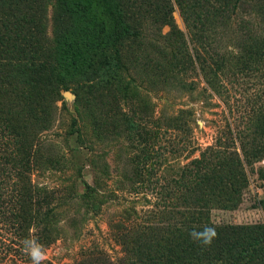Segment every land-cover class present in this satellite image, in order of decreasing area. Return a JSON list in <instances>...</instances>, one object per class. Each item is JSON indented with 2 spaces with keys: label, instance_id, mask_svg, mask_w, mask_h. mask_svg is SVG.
I'll return each instance as SVG.
<instances>
[{
  "label": "trees",
  "instance_id": "1",
  "mask_svg": "<svg viewBox=\"0 0 264 264\" xmlns=\"http://www.w3.org/2000/svg\"><path fill=\"white\" fill-rule=\"evenodd\" d=\"M54 1L53 36L48 38L41 11L47 0H0V208L2 202L7 203V215L0 210V222L11 218V224L24 228L33 220L32 209L42 208L39 223L45 245L54 236L52 222L58 203L66 198L55 201L54 191H43L34 200L37 190L29 177L40 162H58L52 155H41L39 134L51 128L61 90L71 89L75 106L90 111L96 134L125 131L129 136L133 132L142 136V116L121 112V100L129 94L125 76L151 52L161 82L179 83L176 69L194 66L195 45L209 40V35L216 43L215 72L222 70L225 58L219 43L237 11L251 2L258 3L260 12L254 22H247L250 25L244 33H238L239 44L243 47L248 42L251 54L264 61V0ZM176 8L188 41L187 33L174 21ZM164 25L169 30L161 40ZM192 43L193 53L187 46ZM109 107L113 117L107 124ZM179 119L173 116L161 125L158 118L154 137L166 124L179 132L187 128L186 121ZM261 121L255 120L256 128L250 130L256 133L253 137L226 124L223 141L218 139L182 164L176 177L165 175L163 152L158 153L148 141L143 144L136 155L138 184L145 189L144 198L147 194L154 198V208L140 222L133 212L134 218L127 215L124 219L128 223L118 220L110 225L125 253L117 261L94 250L74 264H264V220L216 224L211 219L212 208L229 210L239 204L248 183L246 166L264 157ZM176 135L183 150L194 149L182 133ZM254 137L260 143L253 145L250 139ZM5 187L9 193L3 192ZM258 203L264 214V197ZM208 228L216 235L205 244Z\"/></svg>",
  "mask_w": 264,
  "mask_h": 264
},
{
  "label": "rangeland",
  "instance_id": "2",
  "mask_svg": "<svg viewBox=\"0 0 264 264\" xmlns=\"http://www.w3.org/2000/svg\"><path fill=\"white\" fill-rule=\"evenodd\" d=\"M54 4V0H47L41 10L44 14V33L48 38L53 36ZM259 12L257 2H251L245 9L237 11L231 28L219 43V52L225 58L222 70L215 72L217 57L213 52L216 43L212 35H209V40L196 43L194 66L190 65L185 70L176 69L181 79L179 83L170 79L161 82L155 75V61L150 58L154 57L153 53L150 52L143 63L138 62L124 78L123 82L129 85V94L121 100V112L142 116V136L134 132L129 136L125 131H110L102 136L96 134L90 111L75 106V97L71 94L65 95L66 91L72 92L71 89L61 90L62 98L56 102L57 111L52 126L39 134L42 138L41 155H52L58 162H40L29 177L37 190L34 200L43 191H54L51 197L54 196L55 201L58 197L66 198L58 203L60 206L53 218L54 236L47 245L44 244L42 224L39 223L42 208L37 206L32 209V222L24 228L11 224V218L2 220L0 264H74L94 250L103 252L112 260L124 256L110 225L118 220L124 221L127 215L134 218L133 212L138 216L136 221L140 222L154 208V198L150 194L144 198L145 189L138 184L136 155L143 144L148 141V145H154L158 153L163 152V165L167 166L165 175L176 177L182 164L197 157L206 146L218 142V139L223 141L226 124L253 137L255 132L250 130L255 127V120L264 119V61L263 57L256 58L251 54L248 42L240 46L238 33H244L245 27L250 25L247 22H254ZM173 18L178 28L187 33L177 8ZM168 30V25L162 26L159 32L161 40ZM188 38L187 33V41ZM212 38L214 42L210 44ZM187 46L193 53L194 43ZM112 114L109 107L105 116L107 124L111 122ZM173 116H178L179 121H186L187 128L179 132L176 127L166 124L162 128L166 130L161 129L154 137L155 121L159 118L163 125ZM261 122L264 125V121ZM67 131L71 134H66ZM176 133H182L190 147H194L189 148L194 150L189 156H186L189 150H183L180 136ZM153 137L155 141L157 138V142ZM253 139L256 137L250 142ZM257 143L260 142L253 141L252 144ZM263 168L264 157L246 166L248 183L242 188L239 204L229 210L212 208L214 223L251 224L264 220L258 203L264 197ZM260 170L263 176H260ZM3 192L9 193V188L5 187ZM3 199L7 200V197ZM69 200V204H61ZM2 203L0 210L7 215V203Z\"/></svg>",
  "mask_w": 264,
  "mask_h": 264
},
{
  "label": "clouds",
  "instance_id": "3",
  "mask_svg": "<svg viewBox=\"0 0 264 264\" xmlns=\"http://www.w3.org/2000/svg\"><path fill=\"white\" fill-rule=\"evenodd\" d=\"M216 233H215V230L212 229V228H208V229H205V233H204V236H205V239H204V243L205 244H208L211 242V239L213 237H215Z\"/></svg>",
  "mask_w": 264,
  "mask_h": 264
},
{
  "label": "water",
  "instance_id": "4",
  "mask_svg": "<svg viewBox=\"0 0 264 264\" xmlns=\"http://www.w3.org/2000/svg\"><path fill=\"white\" fill-rule=\"evenodd\" d=\"M69 94H71L72 97H74V94H73L72 92H70V91H66V92H65V95H66V96H68Z\"/></svg>",
  "mask_w": 264,
  "mask_h": 264
}]
</instances>
